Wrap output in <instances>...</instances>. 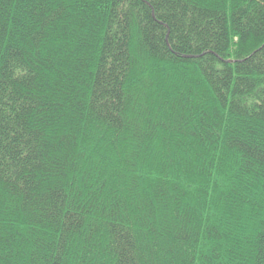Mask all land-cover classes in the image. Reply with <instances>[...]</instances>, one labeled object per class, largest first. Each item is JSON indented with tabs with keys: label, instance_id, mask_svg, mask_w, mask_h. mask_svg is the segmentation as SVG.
Instances as JSON below:
<instances>
[{
	"label": "trees",
	"instance_id": "obj_1",
	"mask_svg": "<svg viewBox=\"0 0 264 264\" xmlns=\"http://www.w3.org/2000/svg\"><path fill=\"white\" fill-rule=\"evenodd\" d=\"M0 264H264V0H0Z\"/></svg>",
	"mask_w": 264,
	"mask_h": 264
}]
</instances>
